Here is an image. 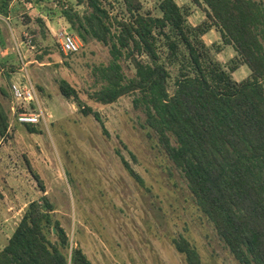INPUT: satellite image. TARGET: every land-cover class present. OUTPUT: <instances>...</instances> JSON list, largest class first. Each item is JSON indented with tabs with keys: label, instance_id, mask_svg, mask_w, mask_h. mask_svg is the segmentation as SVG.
Wrapping results in <instances>:
<instances>
[{
	"label": "rangeland",
	"instance_id": "rangeland-1",
	"mask_svg": "<svg viewBox=\"0 0 264 264\" xmlns=\"http://www.w3.org/2000/svg\"><path fill=\"white\" fill-rule=\"evenodd\" d=\"M140 1L143 14L161 16L158 0ZM175 1L185 9L188 26L197 28L209 21L204 5L195 0ZM255 1L264 7V0ZM14 2L17 6H12ZM103 4L111 22L127 17L122 13V0H103ZM86 11L87 6L77 0H0L1 15L9 17L0 18V100L8 110L40 106L45 115L39 125L29 126L16 123L10 114V128L0 144V250L29 203L46 196L55 208L52 218L65 229L70 246L81 248L92 264H187L173 243L181 237L197 250L201 264H239L146 125L143 111L134 107L133 96L124 95L111 104L93 98L102 84L94 71L108 66L112 56L109 46L94 39L81 41L65 16H81ZM43 16L52 18L55 33L66 31L75 38L80 47L77 53L61 51ZM111 30L116 31L115 24ZM157 39L172 94L182 56L171 62L169 41ZM202 40L227 71L238 67L232 73L236 81L250 76L215 27ZM180 51L187 56L181 44ZM139 59L150 63L146 55ZM120 62L126 77H134L131 61L123 58ZM27 80L37 91V105L17 104L12 99L11 84ZM63 80L100 115L101 122L93 115L84 116L72 99L62 95ZM122 159L143 184L129 173ZM48 236L57 240L53 229Z\"/></svg>",
	"mask_w": 264,
	"mask_h": 264
},
{
	"label": "trees",
	"instance_id": "trees-1",
	"mask_svg": "<svg viewBox=\"0 0 264 264\" xmlns=\"http://www.w3.org/2000/svg\"><path fill=\"white\" fill-rule=\"evenodd\" d=\"M158 1L159 17L143 14L140 0H122L127 17L113 22L103 0H77L89 11L74 17L66 13L81 41L94 39L110 48L111 63L94 71L102 84L93 98L111 104L132 95L134 107L145 114L146 125L182 173L225 247L239 264H264V7L255 0H195L204 5L209 21L192 28L175 0ZM214 27L239 63L247 66L248 78L236 81L232 73L238 67L227 71L212 58L202 37ZM158 37L169 41L171 62L182 56L172 94L167 87L170 73L160 62ZM180 44L187 56L181 55ZM145 55L150 63L139 59ZM123 58L134 66V77L123 73ZM60 91L84 116L101 122L67 81L60 83ZM10 114L0 100V144L9 131ZM54 210L46 196L30 202L0 250V264H92L81 248L70 246L65 229L52 218ZM52 229L55 242L48 236ZM173 243L187 264H201L186 239Z\"/></svg>",
	"mask_w": 264,
	"mask_h": 264
},
{
	"label": "built area",
	"instance_id": "built-area-1",
	"mask_svg": "<svg viewBox=\"0 0 264 264\" xmlns=\"http://www.w3.org/2000/svg\"><path fill=\"white\" fill-rule=\"evenodd\" d=\"M54 35L60 45L61 51L65 55L75 54L79 51L80 47L75 38L68 32L59 31ZM23 68H25L24 63ZM28 80L26 82L18 81L11 84L10 93L14 103H21L23 105L34 103H36V105L38 104L37 91L34 88V85H32ZM10 112L16 123L20 125L37 126L45 119L44 111L40 108V106H38L37 110L26 106L16 109L15 106H12L10 107Z\"/></svg>",
	"mask_w": 264,
	"mask_h": 264
},
{
	"label": "crops",
	"instance_id": "crops-1",
	"mask_svg": "<svg viewBox=\"0 0 264 264\" xmlns=\"http://www.w3.org/2000/svg\"><path fill=\"white\" fill-rule=\"evenodd\" d=\"M17 4H18V2H14V3L12 4V6H13V5L17 6ZM52 17H54V16H52ZM0 18H1V20H3V19H8L9 17H4V16H2L1 13H0ZM43 18H44L43 20H45V22H46L45 24H46L47 26H49V28L52 30L53 27L51 26V22H50V21H52V18H51V20L48 19V17L46 18V17L43 16ZM49 20H50V21H49ZM53 23H54V22H53ZM45 30H46V34H48V33L50 34V31H49L48 29L45 28ZM52 32H53V34H54V33H55V30H52ZM54 37H55V35H54Z\"/></svg>",
	"mask_w": 264,
	"mask_h": 264
},
{
	"label": "water",
	"instance_id": "water-1",
	"mask_svg": "<svg viewBox=\"0 0 264 264\" xmlns=\"http://www.w3.org/2000/svg\"><path fill=\"white\" fill-rule=\"evenodd\" d=\"M53 233H55V229H53Z\"/></svg>",
	"mask_w": 264,
	"mask_h": 264
}]
</instances>
